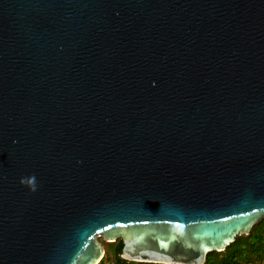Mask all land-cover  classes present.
<instances>
[{
	"label": "water",
	"instance_id": "obj_1",
	"mask_svg": "<svg viewBox=\"0 0 264 264\" xmlns=\"http://www.w3.org/2000/svg\"><path fill=\"white\" fill-rule=\"evenodd\" d=\"M264 219V0H0V264H204Z\"/></svg>",
	"mask_w": 264,
	"mask_h": 264
},
{
	"label": "trees",
	"instance_id": "obj_2",
	"mask_svg": "<svg viewBox=\"0 0 264 264\" xmlns=\"http://www.w3.org/2000/svg\"><path fill=\"white\" fill-rule=\"evenodd\" d=\"M122 241L104 244V256L99 264L112 259L119 264ZM204 264H264V219L258 221L247 235L237 236L221 252L208 253Z\"/></svg>",
	"mask_w": 264,
	"mask_h": 264
},
{
	"label": "built area",
	"instance_id": "obj_3",
	"mask_svg": "<svg viewBox=\"0 0 264 264\" xmlns=\"http://www.w3.org/2000/svg\"><path fill=\"white\" fill-rule=\"evenodd\" d=\"M120 260L121 261L119 262V264H161V263L147 262V261H142V260L125 259V258H122V257H120ZM104 264H116V263L112 259H109V260L105 261ZM173 264H178V263H173Z\"/></svg>",
	"mask_w": 264,
	"mask_h": 264
},
{
	"label": "rangeland",
	"instance_id": "obj_4",
	"mask_svg": "<svg viewBox=\"0 0 264 264\" xmlns=\"http://www.w3.org/2000/svg\"><path fill=\"white\" fill-rule=\"evenodd\" d=\"M97 241L103 246L104 248V244H106V242L103 240V238L99 237L97 238Z\"/></svg>",
	"mask_w": 264,
	"mask_h": 264
}]
</instances>
